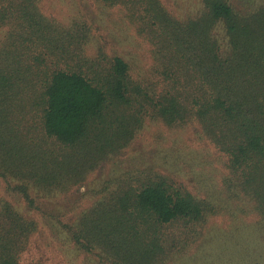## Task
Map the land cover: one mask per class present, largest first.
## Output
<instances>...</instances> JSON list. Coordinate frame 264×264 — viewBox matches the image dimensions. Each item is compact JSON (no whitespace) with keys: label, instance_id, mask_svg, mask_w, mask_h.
<instances>
[{"label":"trees","instance_id":"obj_1","mask_svg":"<svg viewBox=\"0 0 264 264\" xmlns=\"http://www.w3.org/2000/svg\"><path fill=\"white\" fill-rule=\"evenodd\" d=\"M43 229L78 264H264V4L0 0V264H48Z\"/></svg>","mask_w":264,"mask_h":264},{"label":"rangeland","instance_id":"obj_2","mask_svg":"<svg viewBox=\"0 0 264 264\" xmlns=\"http://www.w3.org/2000/svg\"><path fill=\"white\" fill-rule=\"evenodd\" d=\"M237 6L241 7L244 10L252 9L260 4H264V0H232ZM220 30V29H219ZM221 31V30H220ZM133 159H127L124 163L119 162V166L123 167L128 162L132 161ZM103 170L97 171L96 177H100L102 175ZM84 190V187L81 188ZM2 195V194H1ZM77 195V194H76ZM12 200H14V204L21 209L23 208V204L20 202L18 198L15 196H11ZM53 234H56L54 230H50ZM50 231L42 230L39 234H36L35 237L32 239L30 244V249L28 252L23 254L24 260L31 261V260H46L48 264H78L76 258H74V254L72 250H66L60 244V241L54 238H50ZM73 254V258H72ZM74 259V261H72Z\"/></svg>","mask_w":264,"mask_h":264}]
</instances>
